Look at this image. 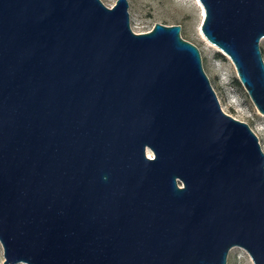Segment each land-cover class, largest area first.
Masks as SVG:
<instances>
[{"label": "water", "instance_id": "1", "mask_svg": "<svg viewBox=\"0 0 264 264\" xmlns=\"http://www.w3.org/2000/svg\"><path fill=\"white\" fill-rule=\"evenodd\" d=\"M264 113V0H198ZM127 0H0L2 264H264V150L179 24Z\"/></svg>", "mask_w": 264, "mask_h": 264}, {"label": "rangeland", "instance_id": "2", "mask_svg": "<svg viewBox=\"0 0 264 264\" xmlns=\"http://www.w3.org/2000/svg\"><path fill=\"white\" fill-rule=\"evenodd\" d=\"M115 1L102 0L107 6H112ZM127 3L130 26L135 32L147 31L155 22L181 26L180 35L194 43L200 51L202 67L223 111L247 122L258 136L261 148L264 150V113L255 107L241 84H233V79L237 75L228 56L218 47H211L202 39L200 25L203 16L196 0H127ZM204 38L206 39L205 36ZM259 46L264 58V37L260 39ZM3 260L0 244V264ZM226 264H253V262L243 248L233 246L228 251Z\"/></svg>", "mask_w": 264, "mask_h": 264}, {"label": "bare ground", "instance_id": "3", "mask_svg": "<svg viewBox=\"0 0 264 264\" xmlns=\"http://www.w3.org/2000/svg\"><path fill=\"white\" fill-rule=\"evenodd\" d=\"M196 3L199 5V7H200V9H201V15L204 16V9H203L201 3H200L198 0H196ZM200 35H201L202 39H203V40H204L209 46H211V47H217V46H215L214 44H212L211 42L206 41V39L204 38L203 33H200ZM219 49H220V48H219Z\"/></svg>", "mask_w": 264, "mask_h": 264}, {"label": "trees", "instance_id": "4", "mask_svg": "<svg viewBox=\"0 0 264 264\" xmlns=\"http://www.w3.org/2000/svg\"><path fill=\"white\" fill-rule=\"evenodd\" d=\"M218 54H219V53H218ZM233 84L240 85L241 83L239 82L238 78L235 77V78L233 79Z\"/></svg>", "mask_w": 264, "mask_h": 264}]
</instances>
